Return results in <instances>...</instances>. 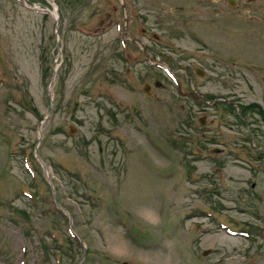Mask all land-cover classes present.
Instances as JSON below:
<instances>
[{"label": "rangeland", "instance_id": "374dc122", "mask_svg": "<svg viewBox=\"0 0 264 264\" xmlns=\"http://www.w3.org/2000/svg\"><path fill=\"white\" fill-rule=\"evenodd\" d=\"M125 1L0 0V264H264V0Z\"/></svg>", "mask_w": 264, "mask_h": 264}, {"label": "flooded vegetation", "instance_id": "af4514ba", "mask_svg": "<svg viewBox=\"0 0 264 264\" xmlns=\"http://www.w3.org/2000/svg\"><path fill=\"white\" fill-rule=\"evenodd\" d=\"M64 1L65 0H58V2H59V5H64ZM122 3H119V5L121 6V8H126V5H127V2L125 1V0H120ZM214 1H220V0H214ZM234 1L235 0H228V2H231V3H234ZM59 16H62V14H61V12H59ZM250 17H252V18H254L253 16H251L250 15ZM142 31L143 32H145V30L144 29H142ZM146 33V32H145ZM144 33V34H145ZM126 35H129L130 37H131V39H132V42L136 45V46H138L141 50H144V46L142 45V44H140L141 42H138L137 40H135L133 37H132V35L130 34V33H128V31H126ZM150 63H152V61L150 62ZM223 103L224 104H227L228 106H229V109H231V111H233V109H235V104L230 100V99H223ZM257 105V104H256ZM253 106V105H252ZM254 107H256V106H254Z\"/></svg>", "mask_w": 264, "mask_h": 264}, {"label": "bare ground", "instance_id": "6f19581e", "mask_svg": "<svg viewBox=\"0 0 264 264\" xmlns=\"http://www.w3.org/2000/svg\"><path fill=\"white\" fill-rule=\"evenodd\" d=\"M36 8H38L40 11H43V8L41 7V6H39V5H36ZM51 13H52V16H53V18L54 19H57V14H56V12H55V10L53 9V11H51ZM57 68V67H56ZM56 68H54V74H53V77H52V81H51V86H50V89H51V87H52V83H53V81L55 80V76H56ZM232 238V237H231Z\"/></svg>", "mask_w": 264, "mask_h": 264}, {"label": "water", "instance_id": "95a60500", "mask_svg": "<svg viewBox=\"0 0 264 264\" xmlns=\"http://www.w3.org/2000/svg\"><path fill=\"white\" fill-rule=\"evenodd\" d=\"M195 72L197 73V74H199V75H202L203 74V70L202 69H200V68H196L195 69ZM145 89H148L147 87L145 88ZM199 95H201V93H199V92H197ZM202 122V121H201ZM203 123V122H202ZM41 124V123H40ZM204 254H206L207 252L206 251H204L203 252Z\"/></svg>", "mask_w": 264, "mask_h": 264}]
</instances>
